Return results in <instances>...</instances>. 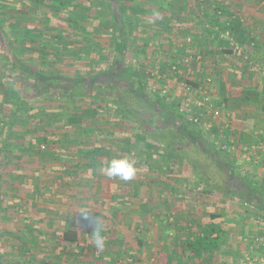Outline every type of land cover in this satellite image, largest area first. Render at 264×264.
<instances>
[{
  "label": "trees",
  "instance_id": "obj_1",
  "mask_svg": "<svg viewBox=\"0 0 264 264\" xmlns=\"http://www.w3.org/2000/svg\"><path fill=\"white\" fill-rule=\"evenodd\" d=\"M148 2L147 7L150 5L160 11L156 26L150 24L151 17L148 21L142 15H136L137 12L133 13V7L129 6L132 3L127 0H0V264H57L44 259L47 248L59 249L66 260L72 257L86 259L90 254L89 261L105 262L106 251L101 247L116 243L119 232L108 235L111 227L103 225V221H109L118 231L115 211L111 212V218L105 216L100 220L86 213L88 218L80 229L77 218L82 210L71 209L74 214L65 219L66 211L60 208V204H77L99 209L92 195V190L97 189L99 163L105 165L110 159L117 158L111 148L101 144L100 137L113 135L124 139L118 149L122 153L118 155L135 160L137 168L148 170L154 164L169 170L172 158L176 157L179 162L183 160L199 178L197 187L206 193L208 189L218 191L217 182L208 176L210 169L199 170L206 166L205 163H198L194 157H183L187 144L193 145L209 163L224 165L230 170L227 178L236 188L239 186L238 191L243 193L247 187V195H253L254 199L255 195L264 194L263 180L257 181L250 174L242 175V169L238 171L233 162L219 155L224 146H233L239 153H244L241 150L243 143L237 137L229 135L227 143L222 140L219 145L208 141L204 128L189 122L179 112V106L169 101L170 93H152L125 65L130 40L128 25L132 18L140 21L141 34L148 36L137 47L144 53L147 41L161 36L163 29L170 31L186 5L201 1ZM203 4L206 6L201 10V18L193 17V22L200 25L206 35L183 29L179 32L190 38L191 43L195 41L200 48L209 49L210 43L222 42V35L227 31L233 35L236 25L233 26L232 13L224 0H208ZM115 31L120 49L116 56H108L106 63L100 64L102 50L106 48L101 45L114 41L110 36ZM33 50L36 59H22L23 52L32 53ZM62 54L72 58L74 64L87 67L88 73L78 74V68L72 71L74 73H66L61 68L50 67V60L63 59ZM256 56L264 69V54L259 52ZM39 64L49 65L50 69L40 71ZM91 69L98 70L96 75H90ZM252 91H248L247 98H257L258 93ZM82 103L93 110L87 107L88 116L78 120L77 115L86 111ZM144 113H156L165 129L152 132L143 128L146 118L140 115ZM130 131H134L133 135ZM150 140L164 148V156L157 154L161 151L148 142ZM131 147L135 151L142 148L146 153L131 158ZM26 171L34 176L40 173L52 175L50 184L53 185L41 189L35 179H27ZM79 171H89V175L76 182L73 179ZM80 184L81 192L78 193ZM20 190H26V199L21 197ZM46 190L53 194L51 199L59 202V206L49 207ZM238 191L233 190L230 195ZM260 202L257 199L254 207L263 208ZM100 208L108 207L101 204ZM218 216L211 213L209 222L200 223L196 232L187 234L183 240L185 248H181L186 257L201 258L204 254L208 261L212 260L227 233L214 220ZM103 236L105 241L99 244L97 237ZM255 236L259 242L264 241V237Z\"/></svg>",
  "mask_w": 264,
  "mask_h": 264
},
{
  "label": "rangeland",
  "instance_id": "obj_2",
  "mask_svg": "<svg viewBox=\"0 0 264 264\" xmlns=\"http://www.w3.org/2000/svg\"><path fill=\"white\" fill-rule=\"evenodd\" d=\"M127 1L132 3L129 6L133 7V13L137 12L136 15H142L145 20L151 17L152 19L149 18L150 24L156 26L160 11L152 8L150 5L147 7L146 4L150 3L148 0ZM200 1L199 3L194 2L191 6L186 5L184 13L179 19H175V26L173 25L170 31L163 29L161 36L148 40L147 48L144 53L139 51L137 47L141 46L143 41L148 39V36L141 34L143 31L140 29V21H135L136 18H132L130 26L128 25L130 40L128 42V50L125 54V65L131 69L132 74L135 75L134 77L141 78L145 82L146 88L152 93H170L171 99L169 98V101H174L173 104L175 106H179L183 98L189 103L196 98L202 99L201 95H197L199 93H195V88L203 83L202 80L204 77L209 76L211 84H206L204 86H206L207 96L213 102L214 107L219 109L220 115L213 117L208 111L199 110L194 107V110L197 111L198 114L196 125L204 128L207 138L209 137L208 141L215 143V145H219L222 140L224 143H227L226 138L229 135L233 137L237 136L239 134L237 131L243 132L246 134L244 138L246 142L248 141L249 147L251 143L254 144V140L256 139L255 136H252L254 134H252V132L256 131L257 134H259L260 131L264 132V122L262 124L257 122V117L264 119V108L259 109L260 105L251 106V104L244 101L242 98V94L245 93L247 89H253L258 93L256 99H258L259 102L257 101V104L264 103V69L256 59L257 53L260 52L264 54V22L262 23V21H264V0H224L232 13L233 26L236 25V32H233V35L228 34V36L223 34L221 39L223 41H218L216 45L210 43L209 49H204V47L200 48L198 42L195 41L187 44V37H184L182 33L179 32L180 29H183V31H188L189 33H201V35H206L203 33V28L193 22V17L201 18V10L206 6L203 3L208 0ZM144 19H142V21H145ZM176 26L179 27L177 28ZM203 26L207 27L206 23H204ZM149 31H151V28ZM111 33V36H109L113 38L114 41L110 40L106 42L108 45H101V47L104 46L106 48L102 50V58H100L98 62L100 64H105L108 56H116L120 49L119 38L115 34L116 31ZM95 36L96 39H99L98 35ZM227 49L230 51L226 52ZM37 53L39 52L37 51ZM189 55L195 57L192 56V58H189V61H186L185 58ZM197 55H200L199 59L196 58ZM21 57L23 60L33 61L34 58L36 59L37 55L33 50L32 53L29 51L23 52ZM62 57L63 59L56 58L50 60V67L61 68L62 71L66 73H74L72 71L75 68L80 69L77 70L78 74L85 75L88 73L87 67H84L80 63L78 65L74 64L72 58L68 56V58H66L63 54ZM37 68L43 72L50 69L49 65L41 66L40 64L37 65ZM97 72L98 70L91 69L89 73L90 75H96ZM193 83L196 84L194 85ZM186 85L189 87V90H186ZM246 93L249 94L248 91ZM225 97H228V100L226 99L223 101ZM81 105L84 110L89 108L93 110L91 106H85L86 104L83 103ZM88 111L89 110L83 111L81 115H77V119L81 120L83 117L88 116L86 114ZM199 112L201 115H199ZM140 116L146 118L143 126L146 130L157 132L165 129L156 113H144ZM208 123L211 126L205 128ZM115 124L116 123L113 125L115 126ZM130 133L133 135L134 131H130ZM99 139H101L102 145L111 148L110 150L112 153L116 154L115 156L117 158L120 157L118 154L122 152L118 149H120V144L125 142L124 139L120 140L113 135L100 137ZM148 142L159 147L161 153L157 154L164 156L162 152L164 151L163 147L151 140ZM98 143L100 144V141ZM118 143L119 145H117ZM221 149L219 155L226 161L233 162L238 171L242 169L240 170L242 175L250 174L252 177L256 175L255 178L257 177V181L264 179V151L250 152L251 155H249L248 160H246L245 152L247 151L239 153L233 146L229 148L222 147ZM145 153V150L142 148L136 149L135 151L134 148L131 147L130 157L132 158L138 154L143 155ZM182 155L183 157L190 156V159L194 157L200 164L205 163L206 166L202 169L199 168V170L202 172L210 169V171H208V176L215 179L219 190L212 192L208 189L206 193L204 189L199 186L197 187L195 184H197L199 178L192 173V167H187L186 164L182 162L183 160L181 162L177 161L176 157L170 160L171 169L167 170L164 166L154 164L151 165V168H148V170H145L146 168L144 167V169L137 168L136 175L129 181L107 176L106 172L103 171L104 164L99 163L100 175L96 178L97 189L92 190L93 198L96 201L94 204L99 205V209L90 206L80 207L77 204H60V208L63 211L68 209L67 213L70 216L72 215L71 213H73L70 209L73 208L87 211L86 213H89V215L95 211H102L103 213L108 212L106 214L115 211L114 215L119 218V220L115 222L117 225L115 228L120 229V233L125 236V238H123L125 239L124 244L129 240L127 244L131 248H133L137 241L138 230L135 229V226L128 224V219H124L126 216L128 218L131 216L134 217V219H136L134 221L137 222L141 216L152 219V214L157 213L162 217V220L165 219V217L167 219L170 218L171 215L174 220L175 218H179L180 220V218L183 219L186 215H195L198 218H202L208 213H215L219 215L218 218H216L218 221H223L225 219L228 224L232 223L233 226H231L233 228L243 229V234L245 236L243 243L244 248L246 246L247 249L242 252L241 260L244 259L245 254L250 258H255V260L263 258L264 245L258 246L259 243L254 239V236L252 237L253 233L251 234V231L258 229L259 233H256L255 237H257V235L260 239L264 237V235H262V233H264V207L260 209L254 207V202L257 199H260V203L264 205V194H257L255 195V197L257 196L256 199H254L253 195H247L249 191L247 187L244 188L243 193H241V190L238 191L239 186L236 188V185L227 178L230 170H226V166H224L220 160L219 162L223 165L221 167L217 164L209 163V160L203 157L199 149L193 145L187 144ZM137 166L136 164V167ZM27 173L28 171L25 172L28 176L27 179H35L37 186L41 189L53 185L50 184L52 175L50 177L48 174L40 173L34 176ZM87 175H89V171H79L76 178L73 180L78 182V180L86 178ZM22 178L26 179V177ZM16 181L18 183V180ZM134 186L138 188L135 190L133 189ZM233 190L240 193L236 192L232 193L235 195H230ZM25 191L26 190L19 191L23 199H26L24 194ZM46 191V196H48L46 199L49 207L59 206V202L51 199L53 194H48V190ZM46 191L44 192L46 193ZM77 192H81V184L77 187ZM78 200L79 199L76 201ZM40 203L43 205V203L46 202ZM101 204L108 208L101 210ZM68 207L71 208L69 209ZM241 216H243L244 220H242ZM80 218L81 217L77 218L78 223L81 222L79 220ZM155 222L159 224V221L156 220ZM241 222L244 225L243 228ZM235 223H237V227ZM103 225L111 227L110 229L114 227L109 221H103ZM139 225H141V223H139ZM130 230L131 234L127 233V231L130 232ZM108 233L111 235L112 232ZM176 236V232L171 231L167 233V235H163L160 239V249L158 250H160L161 254H153L156 263L165 264L166 262H170V252L167 253L163 250L167 247H175L174 244L177 243ZM101 241H105L104 236L97 237V242L99 244ZM232 241L234 242V239H232ZM233 242L231 243L233 244ZM102 243L104 244V242ZM145 246L147 250L153 248V246ZM181 247L182 245L179 246V249ZM58 250L53 251L47 248L44 259L48 263L51 261L57 264H89L86 263L87 260H83L82 258L81 260L80 258L75 259L72 257L71 260H66L65 256L58 252ZM94 251L96 253L98 252L95 248ZM132 252L134 253L133 250ZM150 254L151 253L147 252V258L149 259L153 257ZM221 259L222 260L218 259V262L223 260L232 261L229 258L226 259V257ZM216 262L217 260L214 264H216ZM109 263L110 261L106 259L105 262L101 264ZM116 264L126 263L123 259L122 261H117Z\"/></svg>",
  "mask_w": 264,
  "mask_h": 264
},
{
  "label": "crops",
  "instance_id": "obj_3",
  "mask_svg": "<svg viewBox=\"0 0 264 264\" xmlns=\"http://www.w3.org/2000/svg\"><path fill=\"white\" fill-rule=\"evenodd\" d=\"M263 22L264 21H262V23ZM249 90L250 89H247V91H249ZM252 90L253 89H251V91ZM246 92L242 94V98L244 101L251 104V106L260 105L259 109L264 108V105H262L264 103L257 104L258 99H255L256 96L250 97V99L249 98L247 99V96H246L247 93ZM252 92H254V91H252ZM228 97H230V96H228ZM228 97H225L223 99V101L226 99L228 100ZM257 119H258L257 122L259 124H262L264 122L263 118L257 117ZM256 126H257V124H256ZM237 133H239L240 135L238 134L239 136L237 135L235 137H237L238 140L243 143L241 150L244 152L247 151V152H245L246 153V155H245L246 160H248L249 155H251L250 152H254V151L258 152L260 150L264 151V132L263 131H260V133L258 132L259 134H257L256 131L252 132V134L254 133L252 136L253 137L255 136L256 139L254 140V144L251 143V145H249V147H248V143H247L248 141L246 142L245 141L246 139L244 138L246 134H244L243 132H240V131H237ZM247 140H248V138H247ZM256 149H258V150H256ZM255 176L253 175V177H255ZM255 179H257V177ZM263 182H264V179H263ZM68 208L70 209V207H68ZM67 210L68 209L65 210L66 212H64V216H63L65 219H68L70 217L69 214L67 213L68 212ZM91 214L90 215L93 218L96 217L99 220L104 219L105 216H108V218H111V216H112L111 213L106 214V213L99 212V211H97L96 213L95 212L91 213ZM210 214L211 213H208V214L204 215L202 218H198L195 215H189V216L186 215L185 217H183V219L180 218V220H179V218H177V219L175 218V220H174L172 215H171L170 218L167 219L165 217V219L162 220V217L157 213V214H152V219H147V218H144L143 216H141V217H139V220L137 222L134 221V220H136V219H134V217L131 216L128 218L126 216L124 219H128V221H127L128 224L131 226H135V229L138 230L137 231V238H136L137 241H136L135 245L133 246V248L128 246L127 242H129V240L126 242V244H124L125 239H123V238H125V236L120 233V231H119L120 229H118V231H115L112 228L111 230H109L110 233L112 232L111 236L116 235V233L119 232V234L117 235L118 240L116 241V243H112V244H110L111 246H108L106 248H104V246H102L101 249L103 251H106V256H107L106 259L108 261H110L109 264H116L117 261L119 262V261H122L123 259H124L126 264H148V262H149V264H158L155 262V257L153 256V254H155V255L161 254L160 250H158V249H160V239L163 237V235H167V233L173 231V232H176V234H177V236H176L177 237L176 238L177 243H175V244L173 243L175 245V247L174 246L172 247L170 245L171 246L170 248L167 247L163 250L164 252H167V253L170 252V256H169L170 262L168 260L169 263L166 262L165 264H214V262L216 260H217L216 264H241L242 252L245 249H247L246 246L244 248L243 242H244L245 236L243 234V229L233 228L232 223L228 224L227 220H225V219L223 221L221 219H220L221 221H218L216 219L218 217H216L214 220L216 222H218V224L221 225L226 230L227 233H226V237H225L223 244L221 245L220 249L215 252L212 260L208 261L207 256H205L204 254L201 258H192L189 256L186 257V255H184L185 254L183 252L184 250L183 251L181 250V248H183V249L185 248V246H184L185 243H183V240H185L187 234L193 233L194 231L196 232L198 230V226L200 225V223L204 224V223L209 222V215ZM86 216H87L86 211H82L78 215V217H81L79 219L81 222L78 224L80 229H82V227L85 226L83 223H85V220H87V218H88ZM241 218H242V220H244L243 216H241ZM90 219H91V217H90ZM117 219L119 220V218H117ZM156 220L159 221V224L157 222H155ZM139 223H141V225H139ZM132 224H134V225H132ZM226 224H228V225H226ZM236 224L237 223H235V225ZM242 225H243V223H242ZM236 227H237V225H236ZM243 227H244V225L242 226V228ZM106 232H107V230H106ZM127 233L131 234V230H130V232L127 231ZM252 233H253V235H252V237H253L254 235H256V233H259V231H258V229H256L254 231H251V234ZM108 235H110V234L108 233ZM232 239H234V242L232 241ZM138 241L141 242V243H138L139 245L137 244ZM231 242H233V244ZM145 245L153 246V248L147 250ZM180 245H182V247L179 249ZM132 250L134 251V253L132 252ZM147 252L151 253L150 255L153 257H151L150 259L147 258L148 257ZM227 255H228V257H227ZM90 256L91 255L89 254L88 257H86V259H83L82 257L81 258L83 260H87L86 263L97 264V263H95V261L94 262L89 261ZM122 257H123V259H122ZM224 257H226V259L229 258L232 261H228V260L224 261L223 260V261L218 262V259L222 260L221 258H224Z\"/></svg>",
  "mask_w": 264,
  "mask_h": 264
},
{
  "label": "built area",
  "instance_id": "obj_4",
  "mask_svg": "<svg viewBox=\"0 0 264 264\" xmlns=\"http://www.w3.org/2000/svg\"><path fill=\"white\" fill-rule=\"evenodd\" d=\"M228 31L225 33L226 36H228ZM186 43L189 44L191 43L190 38L186 39ZM194 55V54H193ZM193 55H189L185 58L186 61H189V58H192ZM195 57V56H193ZM196 58H200V55L196 56ZM211 79L210 77H206L205 79L202 80L203 83H201L200 86H197L195 88V93H199L197 95H201L202 99H198L196 98L195 100H193L191 103H189L185 98H183V100H181L180 105H179V111L181 113H183V115L186 117V119L190 122L193 123H197L198 121V114L197 111L194 110V107L196 109L199 110H206L208 111L213 117H217L220 115V111L218 108L214 107L213 102L211 101V99L207 96V90H206V86L204 85H208L211 84L210 83ZM186 90H189V87L186 85L185 86ZM205 108V109H204ZM200 113V112H199ZM201 115V113L199 114ZM211 125L208 123V125L205 128H209ZM225 147V146H224ZM258 243H260V245H264V241H260L259 239L256 238L255 239ZM257 246V245H255ZM252 248V247H251ZM241 264H264V256L263 258L260 259H256L253 257H248L247 254H245L244 259L241 260Z\"/></svg>",
  "mask_w": 264,
  "mask_h": 264
},
{
  "label": "clouds",
  "instance_id": "obj_5",
  "mask_svg": "<svg viewBox=\"0 0 264 264\" xmlns=\"http://www.w3.org/2000/svg\"><path fill=\"white\" fill-rule=\"evenodd\" d=\"M136 161L128 157L112 158L104 166L107 176L124 181L131 180L137 173Z\"/></svg>",
  "mask_w": 264,
  "mask_h": 264
}]
</instances>
